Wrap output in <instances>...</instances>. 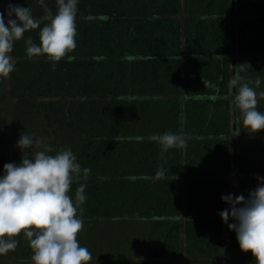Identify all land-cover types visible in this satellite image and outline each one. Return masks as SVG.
<instances>
[{
    "label": "trees",
    "instance_id": "1",
    "mask_svg": "<svg viewBox=\"0 0 264 264\" xmlns=\"http://www.w3.org/2000/svg\"><path fill=\"white\" fill-rule=\"evenodd\" d=\"M11 3L32 9L41 28L47 23L39 0ZM8 4L0 0L5 17ZM77 7L76 48L53 68L44 55L28 58L26 41L39 45L40 28L26 31L11 53V77L19 105L77 130L71 151L91 171L70 195L85 185L78 241L92 254L89 264H255L219 213L229 208L223 195L247 198L264 178V130L250 134L241 124L234 138L228 86L240 65V83L264 92V0H236L235 10L232 0H78ZM7 80L0 78V176L4 164L22 160L16 152L11 162L5 134ZM257 110L264 112L259 95ZM181 130L183 150L162 151L150 140ZM16 239L0 264H31L28 239Z\"/></svg>",
    "mask_w": 264,
    "mask_h": 264
},
{
    "label": "clouds",
    "instance_id": "2",
    "mask_svg": "<svg viewBox=\"0 0 264 264\" xmlns=\"http://www.w3.org/2000/svg\"><path fill=\"white\" fill-rule=\"evenodd\" d=\"M39 3L44 6L45 0ZM56 4L55 14L45 6L47 23L42 28L41 20L34 18L28 7L10 2L6 9L7 22L5 12H0V78L9 77L15 70L11 53L26 31L40 28L39 45L31 37L26 41L28 58L44 55L53 62V68L76 48L78 0H56ZM240 80L239 72L235 71L228 85L236 118L234 135H239L241 124L247 132L255 134L264 130V112L257 110L258 95L264 98V92L258 94ZM204 84L211 86L209 82ZM187 139L182 130L150 136L162 151L186 149ZM16 146L22 151L21 162L4 164V174L0 176V255L15 251L19 243L16 238L23 234L33 253L31 264H89L92 254L78 241L83 230L80 205L86 200L85 185L80 184L76 189L75 199L70 193L81 173L87 177L91 170L81 169L71 149L50 154L51 147L42 139L27 134L20 136ZM28 148L36 149L32 157L25 151ZM157 176H164L162 168ZM257 181V187L247 198L243 194L223 195L221 200L229 208L219 215L229 230L236 233L241 251H250L255 264H264V178L257 176ZM230 219L234 222L228 223Z\"/></svg>",
    "mask_w": 264,
    "mask_h": 264
},
{
    "label": "rangeland",
    "instance_id": "3",
    "mask_svg": "<svg viewBox=\"0 0 264 264\" xmlns=\"http://www.w3.org/2000/svg\"><path fill=\"white\" fill-rule=\"evenodd\" d=\"M10 2L11 0H9V3ZM44 6L50 9L52 12L57 7L56 0H45ZM4 19L5 22H7L8 16H6ZM236 59H238V57H236ZM7 78L8 80L6 88L8 90L9 96L5 101L7 105L6 111L4 112V118L6 117L5 134L10 148L11 162L14 161L16 152H18V154L22 157V151L16 145L17 141L20 139V136L24 134L30 135L33 138L42 139L46 146L51 147L52 152L50 154H55L61 149L72 150L78 141L76 128L66 126V123L60 121L47 123L44 118L33 113L35 110L31 105H19L18 101L12 97L11 74ZM237 137L238 135H236L234 138L237 139ZM25 151L29 157H32L36 149L28 148L25 149ZM232 179L234 183H237L239 177L237 175H233ZM236 195L237 193L235 191L234 196Z\"/></svg>",
    "mask_w": 264,
    "mask_h": 264
},
{
    "label": "water",
    "instance_id": "4",
    "mask_svg": "<svg viewBox=\"0 0 264 264\" xmlns=\"http://www.w3.org/2000/svg\"><path fill=\"white\" fill-rule=\"evenodd\" d=\"M232 3H233V10H235V3H236V0H232ZM232 37L233 39L235 40L236 39V23L233 24V31H232ZM235 50V48H234ZM236 62L233 63V65L235 66ZM235 71L236 69L233 70V75L235 74ZM234 92H235V89H234ZM233 125H234V128L236 130V118H235V113H234V121H233ZM236 152V150H235ZM226 264H230L229 261H227Z\"/></svg>",
    "mask_w": 264,
    "mask_h": 264
}]
</instances>
